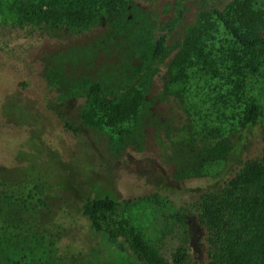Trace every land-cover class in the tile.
<instances>
[{
  "label": "rangeland",
  "instance_id": "1",
  "mask_svg": "<svg viewBox=\"0 0 264 264\" xmlns=\"http://www.w3.org/2000/svg\"><path fill=\"white\" fill-rule=\"evenodd\" d=\"M14 1L0 0V264L22 256L58 264H145L84 216L85 198L106 194L121 202L112 216L126 220L161 256L208 264L205 228L191 205L225 164L211 162L206 176L185 178L167 153L191 130L237 129L245 105L255 101L262 115L242 160L257 155L264 57L249 67L234 36L207 14L180 78L169 63L198 11L227 0H131L122 27L102 10V26L41 31L30 58L34 70L5 46L23 35ZM182 6L183 23L169 34L171 51L147 70L155 38ZM96 81L110 95L135 83L143 91L137 114L114 125L104 105L85 112V89ZM237 169L227 168L228 175Z\"/></svg>",
  "mask_w": 264,
  "mask_h": 264
},
{
  "label": "trees",
  "instance_id": "2",
  "mask_svg": "<svg viewBox=\"0 0 264 264\" xmlns=\"http://www.w3.org/2000/svg\"><path fill=\"white\" fill-rule=\"evenodd\" d=\"M130 1L15 0L12 8L18 14V25L23 35L12 42H5L6 49L21 57L34 70L38 65L32 63L30 58L39 49L42 38L37 33L49 29L56 32L59 29L82 31L102 26V10L109 14V20L116 21L122 27L126 13L131 11L132 6L127 7ZM185 8L182 6L178 18L169 24L166 32L155 38L152 64L147 66V70H155L158 61L171 51L169 34L183 23ZM207 14L215 15L234 36L243 56L242 61L249 67L258 66V59L264 57V0H227L224 6L212 5L200 9L194 22L185 26L183 39L174 46L178 50L169 63V72H179L177 78L184 73L186 62L191 59L195 48V40L201 37L205 29L202 25L205 22L201 19L206 20ZM134 25L131 31L128 29L129 34L136 30ZM128 26L131 27L130 24ZM147 82L150 86L152 79ZM142 92L132 83L124 91L110 95L103 83L96 81L85 89L88 99L85 112L91 113L95 106L104 105L110 121L116 125L137 114V101L143 98ZM261 115V106L255 101L248 102L237 129L226 134L216 128L207 133L191 130L187 139L173 143L171 151L167 153L175 164L176 172L185 178L206 176L204 167L211 162L223 161L225 164V169L215 176L213 185L209 189H202L191 205L205 228L208 264H264V134L259 142L260 152L242 160L248 143L256 136ZM240 160L243 162L238 163ZM226 167L238 169L228 175ZM5 197L11 203V194ZM38 201L39 204L44 203L42 198ZM133 201L127 200L128 203ZM120 203L112 194L87 197L82 212L95 231L102 232L107 239L121 242L123 249L140 257L145 264L182 263L184 258L177 254L174 255V263L161 256L154 245L125 226L126 220L114 218L112 215ZM9 264L58 263L22 256Z\"/></svg>",
  "mask_w": 264,
  "mask_h": 264
}]
</instances>
